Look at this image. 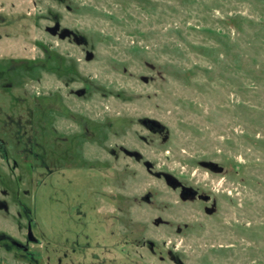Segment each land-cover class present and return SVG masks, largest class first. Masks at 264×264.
Wrapping results in <instances>:
<instances>
[{"label":"rangeland","instance_id":"1","mask_svg":"<svg viewBox=\"0 0 264 264\" xmlns=\"http://www.w3.org/2000/svg\"><path fill=\"white\" fill-rule=\"evenodd\" d=\"M32 1L11 8L0 0V137L13 156L19 129L9 117L21 118L30 134L39 126L37 98L41 106L54 103L52 94L66 93V82L86 90L70 103L73 128L68 120L52 124L62 127L58 134L88 130L91 165L86 222L49 220L57 241L88 244L91 260L102 264H125L128 253L140 258L127 242L175 243L190 264H264V0H76L73 13L61 0H36L35 9ZM52 14L88 39L94 62L65 55L81 48L46 32ZM144 118L164 125L163 135L147 132ZM46 125L43 132L51 131ZM119 147L139 151L156 171L208 184L221 198L220 213L200 229L198 209L182 206L142 164L113 156ZM201 161L232 172L208 176ZM148 193L151 204L141 200ZM14 211L0 214V231L17 235ZM157 218L194 221V230L179 236L156 227ZM3 258L14 264L0 250Z\"/></svg>","mask_w":264,"mask_h":264},{"label":"flooded vegetation","instance_id":"2","mask_svg":"<svg viewBox=\"0 0 264 264\" xmlns=\"http://www.w3.org/2000/svg\"><path fill=\"white\" fill-rule=\"evenodd\" d=\"M19 1L10 0L8 4L11 8H15L17 3H19V6L25 3H20ZM61 2V4H65L64 8L68 13H73L74 10L79 8V4L74 6L77 3L76 0H61ZM31 4L33 9L38 6L36 0H33ZM50 19L51 25L46 27L48 34L56 40L68 42L81 48L76 53L67 52L65 55L68 58L79 54L84 57L86 63L96 60V57L91 61L87 60L88 54L91 52L87 38L77 31L64 26L61 16L52 14ZM57 25L59 29L53 35L52 30L50 31L49 29ZM65 29L70 30L72 34L62 38L61 36L64 34ZM77 62H82V60L78 59ZM69 68L72 70L73 67ZM64 87L66 93L52 94L53 99L54 97L56 98L54 103L41 106L38 98L34 101L37 104L36 110L39 111L38 121L35 126L37 124L39 126L38 130H34V125L30 123V127L31 125L33 126V130L30 132L31 135L24 129L27 125L22 123L21 118L17 122L9 117L10 123L19 129V135H17L18 150L13 153V156L10 153L12 150L9 148V140L0 137V214L9 215L14 208V215L18 219L17 235L0 231V250L7 255L13 256L14 264H16L15 262H18V264H102V262L95 263L91 260L89 245L86 243L68 242L60 244L57 241L58 233L51 226L53 220L71 219L75 218V216L79 219L78 223L83 224L86 222L89 212V181L85 176L91 170V165L89 162L90 158L84 149L87 143L88 130L83 129L80 135H75L73 131L66 132L64 135L57 133V130L62 128L61 126L59 128L52 127L55 122L68 120L67 122L72 124L70 128H73L74 109L70 103H73L75 96L79 99L85 96L86 90L84 88L75 90L73 82H66ZM144 119L140 120V124L147 132L153 136L163 135L164 131L152 133L148 127L142 124ZM42 122L47 124V127H52V130L43 132L42 127L45 124ZM0 132L2 134L5 133L3 130ZM130 152L139 151L119 147L117 150H112L111 154L117 157L123 154L126 159L134 161L136 164H142L146 168L145 163L149 160H145L144 157L139 160L135 156L130 155ZM201 162H199V167L208 176L225 177L232 172L231 166L226 168L216 161L210 162L218 163L223 168L222 171H218L216 168L213 169L211 166H201ZM3 167L8 173L17 171L18 174L10 177L11 173L8 175L3 173L4 171L1 170ZM155 168L154 164V172H162L156 171ZM147 172L158 180L164 181L166 186L177 194L179 203L182 206L196 207L198 209L200 218H196L195 222H197V226L200 229L204 227L205 222L212 220L220 213L223 204L221 198L214 194L212 190L207 189L209 187L208 184H194L178 179L181 186L173 189L167 185L164 177L158 178L154 173H150L148 170ZM4 176H7V180H5ZM183 188L193 189L196 192V197L193 200H182L181 193ZM213 188L216 189V186H211V189ZM224 190H227V188H224ZM148 194L150 198L146 199ZM148 194L141 199L145 204H151L152 202L153 195L152 193ZM98 196L102 201V182ZM229 197V201L232 202V197ZM45 217L49 218L47 222H45ZM49 220L51 223L48 222ZM195 222L182 221L175 224L172 221L162 219L161 224L154 225L158 228L163 227L168 230H174L179 236H186L193 232ZM83 235L85 236V234ZM123 246L127 248V251H132L133 246L140 248H135V250L142 251L141 257L138 259L128 258L131 254L128 253L125 264H190L188 259L185 258V250L180 253L176 252L178 245L172 242L163 244L144 242L136 245L127 242ZM187 246L188 244H181L182 248ZM9 262L10 260L4 258L0 260L1 264H9ZM204 263H207V261H204Z\"/></svg>","mask_w":264,"mask_h":264},{"label":"water","instance_id":"3","mask_svg":"<svg viewBox=\"0 0 264 264\" xmlns=\"http://www.w3.org/2000/svg\"><path fill=\"white\" fill-rule=\"evenodd\" d=\"M59 29V26L57 25L56 27H52L49 30H52L53 35L56 34V31ZM72 34V32L68 29L64 30V34H62V38H65L67 35ZM77 38V37H76ZM78 41V40H77ZM80 43V42H79ZM94 53L93 52H89L87 60L91 61L94 59ZM147 66L150 67L152 70H155V66L153 64L147 63ZM124 72H126V70H124ZM159 76H162V73H158ZM143 82L145 83H149L150 79L148 77H142L141 78ZM142 124L145 125L146 127H148V129L152 132V133H157V132H163L165 131V126L162 125L159 121L154 120V119H144L142 121ZM130 155L135 156L136 158H138L139 160L142 159L143 155L140 152H130ZM201 166H211L213 169H218V171H222L223 168L215 162H210V161H203L200 163ZM145 166L147 168V170L150 173H154V175L158 178L164 177L166 180V183L168 186L172 187L173 189H177L178 187L181 186L180 181L178 180V178H176L174 175L170 174V173H165V172H154L153 168H154V164L150 161H147L145 163ZM196 195V192L191 189V188H183V191L181 193V199L184 201H187L189 199H194V197ZM150 195L148 194L146 196V199H149ZM162 223V218H157L154 222V224L157 226L159 224Z\"/></svg>","mask_w":264,"mask_h":264}]
</instances>
